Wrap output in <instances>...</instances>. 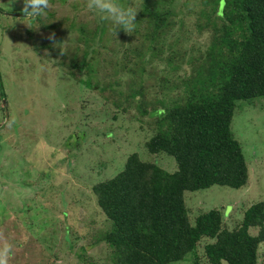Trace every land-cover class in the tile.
<instances>
[{"label":"trees","instance_id":"1","mask_svg":"<svg viewBox=\"0 0 264 264\" xmlns=\"http://www.w3.org/2000/svg\"><path fill=\"white\" fill-rule=\"evenodd\" d=\"M119 2L138 10L130 33L116 34L111 22L91 11L64 22L53 13L18 16L35 23L29 36L38 38L32 50L41 61L58 62L68 80L98 95L114 114L135 108L151 121L145 153L175 164L168 170L139 152L130 154L122 171L91 188L108 228L80 239H91L89 249L104 244L110 264H174L189 257L193 264H264V201H253L229 226L220 209L192 218L185 199L186 193L215 186H247L250 169L232 122L238 102L264 98V0ZM189 13L195 18L189 20ZM189 22L199 35H208L206 47L193 56L186 46ZM37 29L46 35L43 40ZM147 76L159 95L176 97L167 104L161 96L153 104L146 100ZM9 222L0 224V251L15 242L12 232L21 233L18 220ZM69 242L80 263L98 264L89 249L75 251L74 240ZM38 251L26 254L35 264H56L58 255Z\"/></svg>","mask_w":264,"mask_h":264},{"label":"rangeland","instance_id":"2","mask_svg":"<svg viewBox=\"0 0 264 264\" xmlns=\"http://www.w3.org/2000/svg\"><path fill=\"white\" fill-rule=\"evenodd\" d=\"M77 2L79 9L73 7ZM88 2L48 0L43 15L53 13L56 20L64 22L78 14L81 20L90 14ZM24 6V0H0V224L9 226L15 218L21 231L11 233L15 242L8 243V260L35 264L26 253L36 249L43 255H58L56 264H82L72 254L69 241L74 240L75 251L82 246L89 249L91 239L80 236L108 228L91 193L92 186L122 171L126 158L134 152L168 170H174L175 164L170 158L155 159L145 153L144 143L153 134L148 118L135 108L126 115L114 114L98 95L68 80L58 62L40 60L32 50L38 38L29 36L35 23L18 17ZM187 18L192 20L195 15L189 13ZM185 31L190 55H197L196 51L208 44V35H199L192 22ZM38 33L43 40L46 35ZM63 46L67 47V41ZM153 79L147 76L144 82L146 100L153 104V97L161 96L167 104L176 97L175 93L159 95L152 87ZM232 131L250 169L247 186L240 190L215 186L186 193L192 218L220 209L231 226L241 220L242 211L253 201H264V98L237 103ZM48 245L54 251L49 252ZM89 250L88 255L98 264H110L104 244ZM260 250L264 254V246ZM192 262L189 257L174 264Z\"/></svg>","mask_w":264,"mask_h":264},{"label":"clouds","instance_id":"3","mask_svg":"<svg viewBox=\"0 0 264 264\" xmlns=\"http://www.w3.org/2000/svg\"><path fill=\"white\" fill-rule=\"evenodd\" d=\"M24 5L23 11L26 15L39 17L46 12L48 0H24ZM87 8L101 21L111 22L116 34L119 29L130 33L135 26L138 10L131 5L120 3L119 0H89ZM50 38H54V34ZM10 255L11 245L6 244L0 251V264H7Z\"/></svg>","mask_w":264,"mask_h":264}]
</instances>
